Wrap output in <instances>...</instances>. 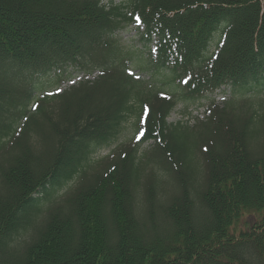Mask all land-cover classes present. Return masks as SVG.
<instances>
[{
	"label": "trees",
	"instance_id": "trees-1",
	"mask_svg": "<svg viewBox=\"0 0 264 264\" xmlns=\"http://www.w3.org/2000/svg\"><path fill=\"white\" fill-rule=\"evenodd\" d=\"M70 69L97 73L30 110ZM226 90L177 146L174 106ZM262 92L264 0H0V264H264V100L240 102Z\"/></svg>",
	"mask_w": 264,
	"mask_h": 264
},
{
	"label": "rangeland",
	"instance_id": "rangeland-1",
	"mask_svg": "<svg viewBox=\"0 0 264 264\" xmlns=\"http://www.w3.org/2000/svg\"><path fill=\"white\" fill-rule=\"evenodd\" d=\"M114 2H120L122 0H113ZM116 37L124 44L132 45L140 48L139 44H137V30L133 25L128 26L126 29L119 30L115 33ZM134 72L145 80L149 78V73L139 71L136 67H134ZM71 77L63 80L58 85H51L52 80L48 78H39L37 84H41L44 87L43 90H38L35 92L33 104L29 106V109H33L39 101H37L43 94H51L55 90L58 92H63L67 90L72 85H77L79 81L84 79L91 80L94 78V74L83 76V74L76 72V70L70 69ZM96 74V73H95ZM74 82V83H73ZM43 83V84H42ZM231 98L229 91H220L215 92L213 94H209L207 97H203L200 100L194 101H181L178 102L171 113L167 117L166 121L171 124V126H179L180 130H187L188 132L176 133L173 142L178 145L188 146L190 149L196 147V144L199 145L211 138L215 135L211 133L207 129H201V126L205 125L209 121L210 109L212 107H217L218 109H222L225 102ZM244 100L253 102L256 104L259 100H264V92L260 94H249L245 96L240 102H244ZM53 104H49L48 106H52ZM180 124V125H179ZM137 127V118L135 115H130L126 118V120L120 126V132L117 135L116 139L111 141L108 145H103L95 149V151L91 155V159L93 162H102L107 158L110 154H112L113 150L117 148L119 145L123 143L129 142L134 138L136 134ZM264 136H259V139L256 144L258 146L263 144ZM155 146L154 141H148L144 143L140 151L141 153L148 154L151 150H153ZM201 154L198 153V161L202 163ZM142 160L144 157L141 158ZM151 163L147 161L145 165L146 173L148 174L151 168ZM170 181H163L162 183V194L163 197H166L172 193V188L170 187ZM240 226H243L240 223Z\"/></svg>",
	"mask_w": 264,
	"mask_h": 264
},
{
	"label": "snow or ice",
	"instance_id": "snow-or-ice-1",
	"mask_svg": "<svg viewBox=\"0 0 264 264\" xmlns=\"http://www.w3.org/2000/svg\"><path fill=\"white\" fill-rule=\"evenodd\" d=\"M137 20H139V17H137ZM131 74V73H130ZM137 79H139V77H137ZM74 83V82H73ZM59 91V90H58ZM25 119H27V117H25ZM144 135V132H143V130H141L140 132H139V134L137 135V139H140L142 136Z\"/></svg>",
	"mask_w": 264,
	"mask_h": 264
}]
</instances>
